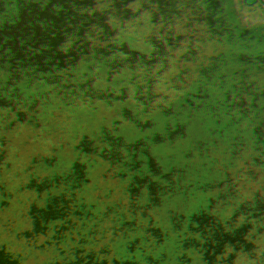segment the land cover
<instances>
[{
    "label": "rangeland",
    "instance_id": "1",
    "mask_svg": "<svg viewBox=\"0 0 264 264\" xmlns=\"http://www.w3.org/2000/svg\"><path fill=\"white\" fill-rule=\"evenodd\" d=\"M99 4L126 38L102 43L77 13L74 34L48 49L33 43L30 24L50 6L9 4L27 24L0 53V94L13 117L0 151L6 226H18L10 181L28 163L15 154L41 135L66 165L89 153L107 169L120 147L131 161L130 204L95 245L70 241L77 264H141L145 256L159 264H241V256L264 257V160L248 134L264 121V40L235 49L220 30L194 39L182 26L140 38L115 0ZM96 85L106 93L96 113L64 108L63 97L72 92L76 99ZM27 98L40 105L22 114Z\"/></svg>",
    "mask_w": 264,
    "mask_h": 264
},
{
    "label": "clouds",
    "instance_id": "2",
    "mask_svg": "<svg viewBox=\"0 0 264 264\" xmlns=\"http://www.w3.org/2000/svg\"><path fill=\"white\" fill-rule=\"evenodd\" d=\"M12 2L0 0V53L9 48L11 35L22 31L27 24L22 11L10 9ZM40 2L50 7L30 25L33 43L42 49L62 44L74 34L78 25L73 18L77 13L102 43L126 38L119 23L101 13L99 0ZM224 2L190 0L183 9L184 14H179L170 0H138V7L142 9V20L154 22L157 27H177L184 23L185 15H195L197 24L208 27L221 20ZM23 3L28 4L29 0ZM71 93L63 97V106L69 113L81 108L96 113L106 99L103 85L85 87L76 99L71 98ZM10 121H13L11 109L0 94V151L10 139ZM148 127L152 130L154 125ZM248 134L256 137L251 149L257 158L264 160V121L249 127ZM30 139L31 146L15 154L28 162L27 166L17 167L10 181L11 196L18 201L15 209L18 226L7 227V217L0 215V264H77L70 241L74 239L82 246L95 245L98 237L115 229L118 213L130 204L131 161L126 149L120 147L111 154L107 169L89 153L75 165H66L58 156H53L47 137L37 135ZM39 161H47L42 170L36 167ZM3 198L4 187L0 181V202ZM240 259L241 264H264L261 256ZM141 264H159V260L145 256Z\"/></svg>",
    "mask_w": 264,
    "mask_h": 264
},
{
    "label": "trees",
    "instance_id": "3",
    "mask_svg": "<svg viewBox=\"0 0 264 264\" xmlns=\"http://www.w3.org/2000/svg\"><path fill=\"white\" fill-rule=\"evenodd\" d=\"M113 0H110L112 2ZM174 9L179 14H184V7L190 0H170ZM118 13L123 22L132 23L134 34L140 38H149L150 36L163 35V32L169 27H157L154 22L142 20V9L138 7V0H115ZM183 27L189 36L197 39L202 34H209L216 31H222L225 40L230 42L238 49L242 45H257L264 40V0H225L222 7V17L216 24L208 27H202L196 22L195 15H185L184 23L179 25ZM170 34H167L169 37ZM230 44V43H229ZM234 50V49H233ZM242 56L238 58L241 59ZM28 106V112L21 111L22 114L30 113V109L39 107L37 100L27 98L25 102ZM21 110V108H19ZM26 118L22 120V123ZM180 186H178L179 190Z\"/></svg>",
    "mask_w": 264,
    "mask_h": 264
}]
</instances>
